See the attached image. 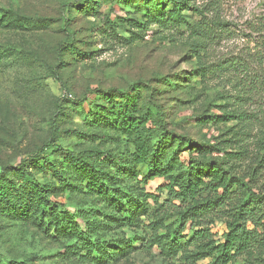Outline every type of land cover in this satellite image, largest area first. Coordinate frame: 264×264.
<instances>
[{
	"label": "rangeland",
	"instance_id": "rangeland-1",
	"mask_svg": "<svg viewBox=\"0 0 264 264\" xmlns=\"http://www.w3.org/2000/svg\"><path fill=\"white\" fill-rule=\"evenodd\" d=\"M75 1L82 2L78 9L73 7ZM189 2L191 7L203 8V21L214 18L225 24L224 34L207 41L206 48L196 46L197 40L184 28L178 31L155 23L137 28L143 23V8L132 1L0 0V173L5 178L0 183V264L15 260L28 264L211 263L209 258L191 256L193 246L166 255L150 244L152 233L181 231L178 213L185 209L175 200L179 210L162 206L166 190L158 187L165 180L146 175L150 154L146 162H133L135 147L149 148L157 141L150 130L157 126L145 123L140 137L146 139L127 138L106 125L104 117L99 116V124H93L96 117L86 120L75 105L78 99L84 107L90 102L100 105L103 94L115 95L139 83L146 84L138 90L141 111L160 106L161 131L174 135L160 142L167 146L161 149L160 168L176 151L175 166L190 156L219 163L228 177L264 195V115L254 116L255 105L239 100L234 79L219 69L235 60L260 68L253 54L262 52L264 0ZM182 13L191 23L199 19L192 10ZM66 42L67 49L61 50ZM257 101L264 113V96ZM199 115L235 116L228 122L202 124L196 118ZM42 147H47L43 157L27 167L38 183L46 185L52 201L65 204L69 213L60 218L16 170ZM61 148L87 150L93 157L91 165L103 176L109 174L133 193H146L144 201L139 197L131 209L143 201L148 215L138 216L133 226L117 223L116 213L108 207L113 198L85 186L86 171L58 157ZM50 163L57 164L68 180L61 181ZM233 193V201L240 199V190ZM208 218L211 233L219 239L225 230L224 218L220 213ZM72 222L81 228L97 225L93 235L105 245V252L85 251L73 235ZM192 232L186 225L181 235L189 238ZM125 241L130 246L123 249Z\"/></svg>",
	"mask_w": 264,
	"mask_h": 264
},
{
	"label": "trees",
	"instance_id": "trees-1",
	"mask_svg": "<svg viewBox=\"0 0 264 264\" xmlns=\"http://www.w3.org/2000/svg\"><path fill=\"white\" fill-rule=\"evenodd\" d=\"M115 1L118 3L120 1H132L142 6L143 23L136 24L137 28L146 27L151 23L158 24L160 27L170 26L178 31L184 28L191 38L197 40L195 45L202 48L207 47V41L211 43L215 41L214 38L224 34L223 27L225 24L214 18L210 20L211 22L203 21L205 16L203 8L199 6L191 7L189 5L190 0ZM81 4V1H75L73 7L78 9ZM164 6H168L169 9L164 11L162 9ZM184 10H192L193 14L199 19L191 23L187 20L186 15L182 13ZM198 40H200V43ZM263 40L261 39L259 42L262 52L258 53L256 49L257 51L253 54L254 62L258 63L259 69L252 68V66L240 60L226 62L225 65H221L219 68L221 72L229 74L234 79L232 84L238 92L236 97L242 101H250L252 105H255V110L252 113L256 118L262 114L264 115L261 109L263 107L260 106V101H257L260 96H264ZM67 45H69V42L61 44L60 49H67ZM145 85L139 83V86H134L136 88L116 92L115 95L109 93L102 95L101 91L94 89L95 93L102 95V104L98 105L90 102L84 107L83 100L78 99L75 101V105L80 108L79 112L83 114L86 120L96 117L93 119V124H99L100 117H104L108 122L106 125L109 124L111 128L122 132L127 138L146 139L140 137L142 131L145 130V123L150 122L152 125L157 126L150 128L155 133L157 141L151 144L149 148H145L143 145L135 147V151L132 153L133 162H146L150 154L152 159H148L150 168L146 175L150 177L161 176L165 180V184L158 187V189L163 187L166 190L167 198L162 206L167 205L166 209L179 210L173 201L185 204V209L178 213L181 223L180 230L182 231L186 225H189V229L193 232L189 238L181 235V231H165L163 235L152 233L149 239L150 244L156 245L159 251L166 255H174L189 246H193L195 252L191 256L197 259L209 258L211 260L210 264H264V195L244 186L240 179L228 177L219 163L198 161L197 158L190 156L186 161L179 162V165L175 166L174 162H178L176 151H173L167 157L168 160H165V166L160 168L159 164L163 161L162 155L164 154L161 149L164 150L167 147L160 145V142L165 138L172 139L174 135L171 132L161 131L164 129V113L160 111V106L153 105L147 107L145 111H141L138 90ZM114 97L120 98V101H115ZM234 116L210 115L204 117V115H199L196 118L202 124L208 122L216 124L228 122ZM46 150L47 147L40 148L34 157H28L19 163L16 170L22 178L30 180L32 187L37 190L48 210L55 211L60 218L64 212L69 213L65 204L52 201L47 193L46 185L38 183L27 167L38 162ZM60 156L65 158V162L69 161L68 163L72 167L82 168V171H86L85 186L97 191L105 198H113L108 207L116 213L115 220L117 223L119 221L123 226H133L138 216L148 215V209L143 203L147 196L146 193L143 191L133 193L129 187H123L121 183H116L115 179H110L109 174L103 176L91 165L90 161L93 157L87 150L72 151L61 148L58 157ZM158 156H161V158L158 159ZM49 167L53 172L60 175L61 181L68 180L67 176H64L65 172L57 164L50 163ZM2 181H5V178L0 173V183ZM236 190L241 191V197L233 201L232 195ZM206 193L208 194L204 197ZM139 197L143 201L138 202L135 209H131L132 203L137 201ZM218 213L224 218L225 230L221 237L216 239L214 234L211 233L209 224L212 221L208 216ZM73 216L77 215L73 214ZM70 226L75 228L73 235L77 236L79 245L85 251L91 253L103 250L105 252V245L100 244L93 235L97 225L93 227L85 225L81 228L79 224L72 222ZM181 238L186 239L182 242ZM123 244V249L130 246L128 241L123 242ZM239 259H241V262L238 261ZM4 264L28 263L27 260H15L6 261Z\"/></svg>",
	"mask_w": 264,
	"mask_h": 264
}]
</instances>
